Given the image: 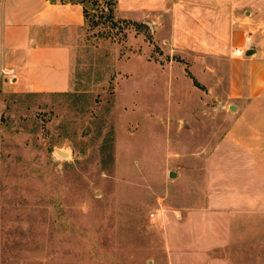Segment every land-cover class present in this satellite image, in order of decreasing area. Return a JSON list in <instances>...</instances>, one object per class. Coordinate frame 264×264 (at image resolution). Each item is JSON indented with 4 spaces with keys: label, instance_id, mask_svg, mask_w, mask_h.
I'll use <instances>...</instances> for the list:
<instances>
[{
    "label": "rangeland",
    "instance_id": "374dc122",
    "mask_svg": "<svg viewBox=\"0 0 264 264\" xmlns=\"http://www.w3.org/2000/svg\"><path fill=\"white\" fill-rule=\"evenodd\" d=\"M114 1L113 21L87 1L67 91L14 90L0 61V264H164L150 214L203 182L221 136L264 146V95L231 110L228 61L187 47L168 0L141 14ZM244 1L264 28V0ZM229 258L264 264V214L235 222Z\"/></svg>",
    "mask_w": 264,
    "mask_h": 264
},
{
    "label": "crops",
    "instance_id": "0c3cea01",
    "mask_svg": "<svg viewBox=\"0 0 264 264\" xmlns=\"http://www.w3.org/2000/svg\"><path fill=\"white\" fill-rule=\"evenodd\" d=\"M118 1L139 14L156 7L168 10L164 0ZM244 2L168 0L171 28H187V47L214 49L228 61L225 97L238 110L264 95V28ZM84 23L82 5L68 0H0V61L13 71L5 83L17 91H67L72 39ZM236 48L244 54L236 55ZM260 138L221 136L205 158L203 182L187 184V195L160 210L156 220L164 264H231L235 222L264 214Z\"/></svg>",
    "mask_w": 264,
    "mask_h": 264
},
{
    "label": "trees",
    "instance_id": "16d2710c",
    "mask_svg": "<svg viewBox=\"0 0 264 264\" xmlns=\"http://www.w3.org/2000/svg\"><path fill=\"white\" fill-rule=\"evenodd\" d=\"M88 0H70V2L72 3H78L82 5V12H83V16L86 19L88 17V11H87V7H86V3ZM95 4H97V2L101 1V0H92ZM104 3L102 4V9L106 10V14L107 17L110 21H113V6L115 5V1L114 0H102ZM132 24L136 25V26H140V23L137 22H133Z\"/></svg>",
    "mask_w": 264,
    "mask_h": 264
},
{
    "label": "built area",
    "instance_id": "2783aa9c",
    "mask_svg": "<svg viewBox=\"0 0 264 264\" xmlns=\"http://www.w3.org/2000/svg\"><path fill=\"white\" fill-rule=\"evenodd\" d=\"M247 45H248V43H247ZM234 53H235L236 55L240 56V55H243V54H244V51H243V49H241V48H236L235 51H234ZM6 73H7V74H9V73H13V71H12V70H7ZM158 214H159V212H153V213L150 214V216H151V217H155V216H157Z\"/></svg>",
    "mask_w": 264,
    "mask_h": 264
},
{
    "label": "water",
    "instance_id": "95a60500",
    "mask_svg": "<svg viewBox=\"0 0 264 264\" xmlns=\"http://www.w3.org/2000/svg\"><path fill=\"white\" fill-rule=\"evenodd\" d=\"M229 108H230L231 110H234V109H235V106H234V105H230ZM56 151H57V153H58L59 155H61V156H63V157H66V156H67V154H66L65 152L61 151L60 149H56ZM173 174H174V172L171 171V172H170V175H173Z\"/></svg>",
    "mask_w": 264,
    "mask_h": 264
},
{
    "label": "bare ground",
    "instance_id": "6f19581e",
    "mask_svg": "<svg viewBox=\"0 0 264 264\" xmlns=\"http://www.w3.org/2000/svg\"><path fill=\"white\" fill-rule=\"evenodd\" d=\"M61 151H63V152H65L66 154H67V156L66 157H68L69 156V154H68V152L67 151H65L64 149H60Z\"/></svg>",
    "mask_w": 264,
    "mask_h": 264
}]
</instances>
